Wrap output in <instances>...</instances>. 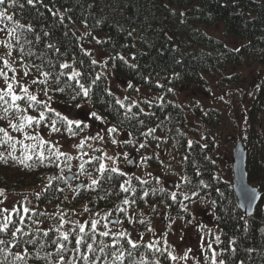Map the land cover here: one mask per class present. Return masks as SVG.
<instances>
[{
  "label": "trees",
  "instance_id": "trees-1",
  "mask_svg": "<svg viewBox=\"0 0 264 264\" xmlns=\"http://www.w3.org/2000/svg\"><path fill=\"white\" fill-rule=\"evenodd\" d=\"M45 2L48 3V0ZM53 2L55 8L67 10V15L72 17L71 22L65 20L67 28L59 24L57 18L52 17L46 9L39 8L38 13L37 9L27 5L26 0H18V3L24 4L23 9L19 7L9 9V14L13 15L15 20L25 25L31 23L41 36L42 31L50 33L49 37L42 36L38 44L32 45V51L37 54L47 52L45 44L51 40L66 53L67 59L71 60L74 56L77 61L81 59L84 61L82 69L88 73L87 79L94 77L97 72L104 73L92 89L91 100L79 101L82 108L72 107L69 111H64L65 106L70 103V96L59 94L54 97L57 103H54L53 107L64 111L65 115L81 120H87V114L95 111L105 117L110 124H115L121 129L116 136L118 140L126 139V134L132 132L133 137L138 138L137 146L139 142H144V138L139 135L140 132L155 127L154 136L160 139L149 137L146 148L138 151L137 147L132 145L118 147L121 154L118 162L120 169L122 170L125 164L123 153H128L129 157L135 154L138 159L141 153L152 145L161 146L164 143L174 145L181 158L183 176L191 180L190 185H182L179 191L189 195L193 191L198 192V196L192 199L202 209L197 214V222L204 220L208 225L204 233L207 243L211 242L213 248L219 250L227 248L230 239L235 240L236 253L227 257L228 264H240L241 261L243 264H264V198L260 199L250 217H246L238 209L230 183L224 175L225 171L219 170L223 164L219 165V161L224 157L217 156L220 145L217 144L215 131L221 127V113L213 105H208L209 107L205 109L201 103H196L192 107L181 104L184 93L198 96L205 89H219L230 96L240 84L239 73L233 72L235 68L254 63L264 67V0H53ZM217 28L220 29L221 35L215 34ZM85 33L91 35H84ZM25 35L28 40H34L33 34ZM93 36L105 43L97 44L92 39ZM0 39L11 40L10 37H5L3 32H0ZM226 39H232L238 46H229L225 42ZM23 42L24 37L21 38V44L27 50L30 45ZM81 47L91 49L93 57L98 61L118 55L124 56L125 61L109 59L106 68L100 65L92 66L90 64L92 57L85 56ZM3 51L0 48V55H3ZM17 55L18 52L14 51L13 57ZM27 59L39 63L35 57ZM132 64L136 67H131ZM128 82L140 91L128 89ZM169 88L173 91L169 92ZM108 89L120 99L127 96L130 100L142 101L140 98L142 93L148 96V100L152 102L151 107L144 103L140 105L150 114L147 117L140 116V119L144 120L143 127L135 120L123 119V110L115 104L114 96L108 95ZM249 92L250 105L245 114L247 128L245 140L248 149L246 172L248 182L257 187L261 197H264V74ZM160 97L163 100H160ZM220 102L224 103V100L220 99ZM152 113L154 115H151ZM191 119L196 123L192 124ZM89 122L92 127L86 129V132L91 131L95 134L99 128L104 127L94 119ZM52 138L58 137L53 134ZM189 141L192 142L191 147L188 145ZM74 142L78 143V138L60 140V144L67 149L65 152L76 156ZM95 146L104 147L106 151L111 149L112 152L116 147L110 141L106 145ZM17 147L19 154V146ZM0 151L5 149L0 148ZM151 157L152 159L145 163L146 166L150 168L160 166L157 158ZM72 163L75 165L77 161L74 160ZM139 166L141 168V165ZM135 169L138 171L137 166ZM197 170L200 171L199 176L196 175ZM73 171H76L75 167ZM126 173L128 175L125 177L115 176L110 182L103 184L100 195H104L105 191H111L112 196L99 201L98 204L96 193L87 191L72 199V193L62 183L60 186L65 187L63 194L50 190L46 198L42 197L37 201L34 194L44 187L47 177L59 175L58 170L47 166L26 169L11 161L7 165L0 163V188L6 190L8 197L0 207L11 208L13 204L24 201L27 197L33 207L38 205V211L48 213L56 212L58 203L65 210H80L88 204L93 211H108L120 205L122 195L118 196L117 193L119 184L124 179L142 178V174L137 175L133 170ZM142 179L149 181L143 186L149 191L162 187L154 178L148 177L147 173ZM84 180L85 178L81 177L75 182ZM200 180L208 187L200 185ZM132 184L139 192L141 189L139 182L133 178ZM164 188L171 191L168 187ZM64 196H68L69 200L64 201ZM162 199L161 194L157 192L156 195L147 198V203L138 201L129 211L136 220L147 217L152 224L157 217V211L162 209L161 213L165 215L166 221L164 226H168L169 218H174L176 222L173 225L181 221L182 225L187 227L186 221L195 215L190 210L193 203L184 202L188 204L189 212L192 214L189 216L178 204L168 207V202H161ZM151 204L157 206L155 213L150 211ZM145 209L148 215L145 214ZM204 212L206 215L203 216ZM117 215L121 214L115 213L113 218ZM182 216L184 219H181ZM241 216L244 219H241ZM33 218L42 221L40 227L54 226L56 223L47 216ZM132 226L138 234L148 233L143 225ZM217 234L221 236L222 241L219 246L214 240ZM248 249L253 251L249 252ZM53 250L51 247L46 249ZM140 251L145 250L142 248ZM148 255L155 258L151 253ZM159 259L161 264H169V260L164 257Z\"/></svg>",
  "mask_w": 264,
  "mask_h": 264
},
{
  "label": "snow or ice",
  "instance_id": "snow-or-ice-1",
  "mask_svg": "<svg viewBox=\"0 0 264 264\" xmlns=\"http://www.w3.org/2000/svg\"><path fill=\"white\" fill-rule=\"evenodd\" d=\"M26 3L37 9L38 13L39 8L46 9L65 28H67L65 20L72 21V17L67 15V10L61 11L55 8L53 0H48V3L45 0H26ZM50 4L52 6H49ZM17 7L23 9L24 4L18 3V0H0V25H2L0 32H3L5 37L11 38V40L0 39V48L4 50L3 55H0V81H2L0 83V148L5 149V151H0V163L7 165L11 161L26 169H31L33 166H47L55 167L58 170L59 175L54 174L47 177L44 187L34 194L37 201H40L42 197L46 198L50 190L63 194L65 187L60 186L62 183L72 193V199L79 197L83 191H87L96 193V203L98 204L99 201L112 196L111 191H105L104 195H100L103 184L110 182L115 176L125 177L128 174L119 167L120 153L109 155L104 147H96L95 143L106 145L110 141L117 147L132 145L139 151L147 147L146 141L149 137L160 139L154 136L156 128L152 127L147 131L140 132L139 135L144 138V142H139L137 146L138 138L133 137L132 132L126 134V139L118 140L116 136L121 129L115 124H110L105 117L95 111L87 114V120L65 115L64 111H69L72 107L82 108L80 100H91L92 89L104 73L97 72L94 77L87 79L88 73L82 69L84 61L82 59L77 61L74 56L71 60L67 59L66 53H63L61 48L51 40L45 44L47 52L37 54L32 51L31 46L38 44L42 36L49 37L50 33L42 31L41 36L31 23L25 25L15 20L14 16L9 14V9ZM40 14L43 15V13ZM26 33L33 34L34 40H28ZM65 35H67V31ZM73 35L75 34L73 33ZM84 35H91V33ZM22 37H24L23 43L30 45L27 50L21 44ZM92 39L97 44L105 43L95 36ZM14 51L18 52L16 57H13ZM81 51L85 56L92 57L90 60L92 66L100 65L106 68L109 59L125 61V57L122 55L98 61L93 57L91 49L81 47ZM30 57H35L39 63L27 59ZM77 65L81 67H77ZM130 66L136 67L134 64ZM127 88L136 92L140 91L139 88H134L131 82H128ZM168 91L171 92L173 89L169 88ZM107 92L108 95L114 96L110 89ZM57 94L70 96V103L65 106L64 111L53 107V104L57 103L54 100ZM114 99L115 104L123 110L124 120H135L139 126H144V120H141L140 116L147 117L150 114L140 105L144 103L151 107L150 100H130L127 96L123 99L114 96ZM159 99L163 100L162 97ZM91 119L104 125L95 134L85 131L92 127L89 122ZM53 134L58 138L53 139ZM66 138H78L79 142L73 144L77 150L76 156L62 150L63 146L60 144V140ZM188 145L191 147L192 142L189 141ZM17 146H19V154H17ZM86 148L88 151H85ZM93 153H98V155H93ZM123 159L125 161L129 159L128 153H123ZM150 159L152 157L144 156L141 158V162L146 163ZM74 160L77 161L75 165L72 163ZM161 163L163 162L161 161ZM74 167L76 168L75 172L73 171ZM69 174H71V181L80 180L81 177H84L85 180L80 184L73 185L69 180ZM147 175L152 176V173ZM196 175H200L199 170L196 171ZM133 178L141 185L139 192L132 184ZM154 179L157 184L161 183L159 177ZM148 183V180L140 177L124 179L119 184L117 193L118 196L122 195L121 203L108 211H93L88 204H85L80 210H65L58 203L56 212L48 213L38 211V205L33 207L27 197L24 201L13 204L11 208L0 207V256H2L0 264H39L41 261L45 264H161L159 257H164L172 264H178L179 261L186 262L189 259L195 260L194 255L190 256L191 248H188L183 255L174 254L175 249L168 245L167 233L149 242H144L143 233L133 235L130 228L125 226L126 223L127 225H143L146 231L152 232L155 237L150 219L145 217L136 220L129 209L138 201L147 203V198L156 195L157 192L163 197L161 202H168V207L178 204L183 212L189 216L192 215L189 212L188 204L184 202L194 203L192 198L197 197L198 192L193 191L189 195L179 191L182 185L191 184V180L187 176L181 177L180 182L174 186L176 190L170 192L164 187L151 191L143 188ZM199 183L204 188L208 187L203 180H200ZM241 191L249 205L253 201L264 198L255 189L249 190L242 187ZM7 199L6 190L0 188V205L4 204ZM67 200L69 197L64 196V201ZM149 208L153 213L157 210L155 204L149 205ZM115 213L121 215L113 218ZM246 214L251 215V211L248 210ZM40 216H47L49 219L55 220V225L40 227L42 221L33 218ZM240 218L244 219L243 216ZM181 219L184 217L182 216ZM193 220H195V216H192L186 223L192 224ZM173 223H175V219L169 218V229ZM33 225L36 227L33 228ZM195 226L200 231L206 228L203 224ZM201 240L203 241V237ZM214 240L217 246L222 243L219 234L215 235ZM235 244L236 241L230 239L227 248L218 250L213 248L211 242L208 243L207 248L201 243L200 251L206 253L204 264H228L227 257L236 253ZM48 247L54 250L46 251ZM142 248L145 250L144 252L140 251ZM248 251L251 252L253 249H248ZM149 253L155 258H150ZM197 264H199L198 260ZM240 264L243 262L241 261Z\"/></svg>",
  "mask_w": 264,
  "mask_h": 264
},
{
  "label": "rangeland",
  "instance_id": "rangeland-1",
  "mask_svg": "<svg viewBox=\"0 0 264 264\" xmlns=\"http://www.w3.org/2000/svg\"><path fill=\"white\" fill-rule=\"evenodd\" d=\"M214 32H217L215 33L217 36L221 35V31L219 28H217ZM225 42L229 46H238V44L232 39H226ZM233 72L239 73L238 77L240 79V84L231 92L230 96L224 94V91H221L219 89H205L204 92L200 93L198 96H195L193 94L190 95L189 93H184L181 98V104H188L192 107L196 103H201L202 107L205 109L210 105H213L221 113V127L215 131V136H217V144L220 145L219 153H217V156L219 155L221 157H224L222 161H219V165L220 163H223L222 168L224 164L228 162L230 163L231 160L230 151L232 148V143L228 142L227 138L232 137L238 140H243V142H245L247 129L245 124V114L250 105V98L248 96L251 94L249 90L252 89L253 86L259 81V78L263 76L264 67H261L255 63L250 66H245V64H243L242 66L235 68ZM221 97H223L222 100H224V103L220 102ZM140 98L144 100L148 99V96L145 93H142ZM217 98H219L218 101ZM194 100L196 102H194ZM72 113L70 112V114ZM191 123L195 124L196 121L191 119ZM98 144L100 143H95V145ZM62 150L66 151L67 149L62 147ZM112 151L113 150L111 149L108 150L109 155L120 152L117 146L115 147V151ZM144 152H146L145 156L156 157L157 160L160 162V166H158L157 168H150L147 167L148 165L146 166L147 162L145 164L141 162V159H136V163L139 162L141 168L137 167V171L135 167H133V173L136 172L137 175L142 174V178L146 173H152V176L148 177H159L161 181L160 185L162 187H168L171 191L176 190L174 186L178 182H180V178L183 177V171L180 162L181 158L177 154L175 146L171 144L168 145V143L161 144V146L152 145ZM161 161L163 163H161ZM122 170L124 172H128L127 167L125 165H123ZM224 175L227 176L228 173H225ZM230 177L231 175L229 174V178ZM190 210L195 214L193 215L195 216V220H193L192 224H188L187 227H184L181 221H178L179 224H172L171 229H169L167 225L161 227L160 224L163 225L165 223V216L163 217L161 213L162 209L157 211V217L154 221H152L153 223L151 224V226L156 234L167 233L166 239L168 245L175 249L174 254L183 255V253L188 248L192 249V253L190 254V256L194 255L196 259H189L186 262L179 261L178 264H197V260L199 261V264H204V255L206 253L200 251V245L201 243H203L205 248H207L208 243L206 240V235L204 233L205 230L208 228V225L205 223L204 220L197 222V214L200 210L202 211L200 205L197 202L193 203ZM144 212L148 215L146 209ZM204 215H206V212L203 213V216ZM197 224H203L206 226V228L203 231H200L195 226ZM163 234H161V236ZM150 236H153L152 232H150ZM201 237H203V241L201 240ZM144 239L146 242H149L146 240V237H144Z\"/></svg>",
  "mask_w": 264,
  "mask_h": 264
},
{
  "label": "water",
  "instance_id": "water-1",
  "mask_svg": "<svg viewBox=\"0 0 264 264\" xmlns=\"http://www.w3.org/2000/svg\"><path fill=\"white\" fill-rule=\"evenodd\" d=\"M228 140L230 141L231 138L229 137ZM246 157H247V149L244 147L241 141H238L231 151V189L236 199L237 207L241 213H243L246 217H250L253 215L256 206L260 202V200H256L251 202L249 205L245 199L244 195L241 191L242 187L246 189H255L261 196L260 191L249 184L247 179V172H246ZM126 166L129 170L134 167V157L130 158L126 162ZM69 180L71 181V175H69ZM250 210L251 215H247L246 212Z\"/></svg>",
  "mask_w": 264,
  "mask_h": 264
},
{
  "label": "flooded vegetation",
  "instance_id": "flooded-vegetation-1",
  "mask_svg": "<svg viewBox=\"0 0 264 264\" xmlns=\"http://www.w3.org/2000/svg\"><path fill=\"white\" fill-rule=\"evenodd\" d=\"M236 141H237V139L231 141L232 146L235 144ZM244 143H245V142H244ZM145 154H146V152H142L141 155H140L139 160H140L142 157H144ZM139 165H140V163L138 162L136 166H137V167H140ZM219 170H220V172H222V171L224 172V171H225L226 174L228 173V175H227V179L230 180V178H229V174L231 175V161H230V163L228 162V163L224 164V165H223V168H220V167H219ZM163 217H164V216H163ZM125 226L130 228V230L132 231L133 235H137V234H138V232L135 231V229H133V226H132V225H127V224H126ZM160 226H161V224H160ZM39 264H45V262L41 261V262H39Z\"/></svg>",
  "mask_w": 264,
  "mask_h": 264
}]
</instances>
